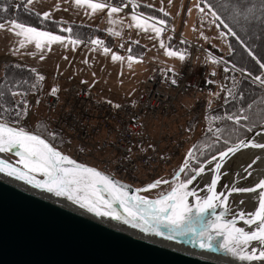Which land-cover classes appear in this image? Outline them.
<instances>
[{
  "label": "snow or ice",
  "instance_id": "6c2138e0",
  "mask_svg": "<svg viewBox=\"0 0 264 264\" xmlns=\"http://www.w3.org/2000/svg\"><path fill=\"white\" fill-rule=\"evenodd\" d=\"M36 2L38 0H24V11L28 12L31 10L35 15L40 16L38 12H34L31 9V6ZM73 3L76 8L84 9L86 15H93L107 10L111 24L117 23L116 19H111L112 17H119L120 14L124 13L125 9L131 6V12L129 14L131 24L129 27H134L136 30L143 32L149 39H159V46L161 49H164L166 56L178 57L181 61L186 59L183 51L173 50L165 42V39H160L162 34L169 30L170 25L168 21L165 18H158L157 16L138 11L141 7V0H119L117 4H113L112 0H73ZM168 3L171 5L172 0H168ZM161 4H163V0H161ZM143 6L152 8L154 5L145 3ZM194 7L198 9L199 13L203 14L202 19H206L210 15L212 19L209 23L215 24L217 28L223 26L227 32L222 33V35H231L241 44L244 43L240 40L237 33L233 31L229 23L225 22V18L213 7L209 0H196ZM59 8L60 4L57 3L55 10ZM191 10H188L189 13H191ZM4 11H7V9L5 8ZM158 11L164 17L170 15L163 6ZM224 11L229 13L227 19L231 20L234 24H239L240 19L249 22L258 20L264 23V0H260L259 6L255 4L249 6V4L243 3L242 0H231V7L225 8ZM42 20H52L51 13L44 12L42 14ZM0 30H7L17 38L18 47L13 50L14 54L20 53L21 49H25L29 45H34L35 50L41 53L39 56L40 60L45 58L43 52L45 50L51 51L53 45L59 44L62 47L72 45L73 49H75V47L82 43H90L92 45L91 51H96V46H101L105 56L111 53V60L113 62H124L127 59L129 68L133 66V61L136 60V57L132 55L125 58L124 56L111 52V49L104 46V41L99 38L82 41L79 38H73V36L66 37L54 34L52 31L30 26L17 19L0 22ZM61 31L72 33L73 29L67 27L62 28ZM108 31L115 36L121 35L120 32L114 31L112 28H109ZM166 39L170 41L172 37L168 36ZM205 39L207 38L205 37ZM135 43L138 44L139 41H135ZM181 43L187 42L182 40ZM129 51H131V48ZM247 51L249 56L256 60V63L262 70L259 75H253L246 68H237L234 64L231 69L225 68L224 70L225 72H240L242 80H249L252 84L264 88V63L253 54L251 49H247ZM29 54L35 55L36 53L30 52ZM84 63H87V60ZM30 71L36 74L37 81L44 80V77L36 69L33 68ZM172 71L174 70L171 68L168 69V72ZM231 79L233 80V87L225 89L227 92L224 100L225 104L230 103L229 98L240 101H243L244 98L243 92L237 94L234 91V89L239 87L241 80H237L235 77H231ZM206 82L213 83V81ZM82 83H86V81H82ZM171 83L176 84L177 80L172 78ZM35 87L36 85L33 84L32 88ZM57 92L58 88L54 87L51 89L52 95H56ZM4 95L5 93L0 91V97ZM10 95L12 97L20 96L21 99L13 100L8 107H5V104L8 103L7 101L0 103V153H11L15 150L14 154L18 159L15 163H12L0 158V172L25 181L35 188L54 193L57 197H66L69 201L79 205L81 208L87 209V211L94 213L96 216L123 221L146 233L153 232L156 235L164 236L165 232L161 231V227L166 228L168 229V239L174 238L172 233L179 232V234L184 235L186 232H196L195 227L191 223L185 227V222L192 220L190 214L193 212V209H195L196 217L199 218L208 209H215L218 206L222 207L224 210L219 212V214L213 212L215 219L207 221L203 225L204 230L196 233L197 239L192 242L196 243L198 240L200 247L210 248L211 243L206 244L205 238L210 242L214 233L215 236L223 238L220 247L240 262L264 261V178H260L258 183L253 187L246 188L235 187L234 181L231 188L225 186L227 195L224 192L219 194L216 192L221 175H226V173H221V169L230 155L249 147L264 149V143L256 142L255 137L252 139L240 138L231 145H229V138H225L224 144L229 145L226 147V150L219 151L217 155H213L204 163H200L198 168H192L190 165V160L195 159L193 151L190 150L183 165L172 178L171 182H175V186L171 187L166 194L161 195L159 198L149 199L139 193L156 189L162 184H170V180L157 179L141 189H136L130 194L123 184L104 172L95 167L78 163L76 160L59 151L49 140L27 131L24 127L16 126L19 118L27 116L29 106L27 100L24 98L25 93L22 91H10ZM215 95L218 96L219 94L217 93ZM115 106L120 107V105ZM251 107L252 105L249 104L248 108ZM246 112V108L240 107L235 112H226L224 116H211L210 120L227 119L234 121V124L239 126V128H234L233 131L238 132L240 128H246L247 132H252L255 125H244L242 123V121L249 120ZM209 131H212V129H209ZM215 132L220 133L221 129L216 128ZM255 135L259 136L261 132H257ZM215 142L219 141L217 140ZM214 161V167L206 169L205 165L212 164ZM251 167L252 165H249L248 168L244 169L247 175L240 176V179L246 180L252 176V172L249 171ZM206 171L214 173V175L212 176L210 184L205 186L209 195L202 199L197 195V189L193 184ZM181 174L185 176L184 180L180 179ZM40 177L43 178L41 179ZM190 186L193 187L190 189ZM232 193L255 194L254 198L258 206L253 212H246L244 210L233 211L228 205L229 195ZM189 197L195 198L194 204L189 203ZM117 203L123 209L124 215L114 207ZM240 203L242 204L243 201ZM226 212H233L232 217L226 219ZM238 222H243L247 228L238 226ZM254 242L258 247L252 246Z\"/></svg>",
  "mask_w": 264,
  "mask_h": 264
},
{
  "label": "water",
  "instance_id": "95a60500",
  "mask_svg": "<svg viewBox=\"0 0 264 264\" xmlns=\"http://www.w3.org/2000/svg\"><path fill=\"white\" fill-rule=\"evenodd\" d=\"M257 132L255 130L246 139H250ZM14 152L15 150L11 153L14 154ZM62 153L68 155L65 152ZM0 158L15 163L9 157L0 156ZM76 161L81 163L79 160ZM107 175L123 184L130 194L136 189H141L118 180L110 174ZM21 182L30 188L34 187L14 176L0 172V264H220L170 248L166 249L163 246L142 241L135 235L110 228L100 219L97 220L91 216L87 218L74 210L36 195ZM35 189L57 197L46 190ZM217 191L218 188H216ZM139 194L142 195L141 192ZM76 206L79 205L76 204ZM114 207L124 215L118 203ZM209 213L208 209L197 218L193 209L190 214L192 220L186 221L185 227L191 223L196 232H186L184 235L179 232L172 233L173 239L167 238L168 229L163 227L161 231L165 232L164 236L141 231L157 240L182 244L187 249L191 247L198 251L227 253L221 247L217 248L218 244L221 245L223 238L215 236L214 233L210 242L205 238L206 244L211 243L210 248L200 247L198 240L196 243L192 242L197 239L196 233L204 230L203 225L215 219L213 214L209 215Z\"/></svg>",
  "mask_w": 264,
  "mask_h": 264
},
{
  "label": "rangeland",
  "instance_id": "374dc122",
  "mask_svg": "<svg viewBox=\"0 0 264 264\" xmlns=\"http://www.w3.org/2000/svg\"><path fill=\"white\" fill-rule=\"evenodd\" d=\"M12 1H13L12 11L14 10V8H16L17 11H19V12L22 11V13H23L24 12V0H12ZM244 1H246V0H242L243 3H244ZM230 7H231V0H227L224 3V8H230ZM5 8L6 7H4V9ZM4 9L0 11V22L10 21V19H5V16L7 14H5L6 11H4ZM211 19H212V17L210 15L206 18V25H207V29L209 31L207 33H208L210 39L208 40V42L205 41L204 43L211 44V45L214 44L216 47H220V49L213 48V51L215 50V51L219 52L220 50H223V51L225 49L227 50L228 49V42L225 39H223V37L221 36V32L219 31L220 28H217V26L215 24L209 23V21ZM240 20L242 22L241 24L243 25V29L247 30L246 33L251 40L256 42L257 38L262 37V39H261L262 45L260 48H261L262 52H264V29L260 26V24H257L258 20H252V21H255L256 22L255 24H257V25L253 24L254 22H252V21L249 22V21H245L243 19H240ZM248 24H249V27L246 28L245 26H248ZM55 26H56L55 28L62 29L58 23ZM74 26H77V25H74ZM78 27H80V29H78L76 31L73 28L74 31H72V33H71V35H73L74 37H76V35H77L76 38L91 39L93 37H97L99 39H103L109 45L115 43L114 39H112L111 37H108L107 34L104 33L103 31H100V30L92 28V27L90 28V27H87L85 25H79ZM40 28L50 29L47 27L46 28L40 27ZM65 28H67V27H65ZM82 28H85V30H83ZM169 30H171V29L169 28ZM73 33L76 35H74ZM66 35H68V33H66ZM197 41H199L197 43L198 45L203 44L202 43L203 41L201 39H198ZM211 45H208L209 49H211ZM136 53H137V51L132 53V54H136ZM188 58L189 57L187 55L185 60H188ZM186 62H183L177 69L172 68V67H168V66L161 64V63H159L158 65H156L155 63H150V65H153V66L156 65V66L151 70V74L148 76L147 80H145L143 82V84H141V87L139 88L138 92L136 93L134 99L119 98L117 95L115 96L113 94H109V93L104 92V91H103V93H106V95L104 97H103V95L101 96L98 93H95V91L94 92L92 91L93 96L97 100L108 99L114 103H116V102L121 103V102H125V101L127 102V101H131V100L136 101L139 94L144 91V87L148 83L149 78H151L155 73H158L159 71H166L169 68L173 69L176 72H181L184 65L186 64ZM0 64L1 65L3 64L2 66L4 68L2 70L0 67V77L2 76V74H4L5 68L7 66H10V65L19 66L18 64H15L12 62H6L5 60L2 61V63H0ZM14 69H15V67H8V73L13 72ZM261 71L262 70L259 68L258 70H256L257 73H253V72L252 73L254 75H259L261 73ZM40 75H42V74H40ZM43 77H44L43 81H37L35 78V82L38 86L37 90L31 89L32 85H33L32 83H30L31 85L25 89L26 93L28 91H30V93L26 94V96H27L26 100L28 102L29 111H28L27 116H22L21 118H19L18 124L16 126L24 127L27 131H30L32 133L43 136L45 139H48L51 143L56 144L59 147V149L62 150V152L64 151L65 153H68L73 158L75 157V158H78L84 162L87 161L91 165L94 164L93 166H95V167H98V166L105 167L108 170H111L114 172L116 171L118 174L120 173L121 175H124L120 172L122 170L119 169V167L117 166V163L114 161V159L109 158V156L113 155L111 153L112 151L110 153L106 152L107 148H105V147H107V145H108V142H107L108 137H104L102 134L94 135L93 131H92V137L89 136L90 140L87 141V143L88 142L91 143V140H92V142L95 143V146H90L91 144L88 145L87 143L80 145V143L77 142L75 138H73L74 139V141H73L71 136L67 135L68 136L67 137L64 134H61L59 132V130L57 128H55V124L57 121L53 118V115H56L57 111L54 109H49L48 106H46V101H47L48 95L51 94V89H53L56 86L55 84H57V83H54L53 81H51L52 79L50 77H46V76H43ZM35 82L33 80V83H35ZM73 83L83 84L81 82L71 80L68 85L63 86V88L60 90V92H61L60 94L63 97H66L68 95L67 92H69V87H71V85ZM176 84H172L171 86L176 87L177 86ZM240 85L238 88L234 89V91H236L237 94L240 92V88H241ZM61 86L62 85H58L59 88ZM171 86L166 85L165 88L168 90H171L170 89ZM55 88H57V87H55ZM225 89H226V87H224L223 82L216 81L215 86H214V90H209V91L204 90V91H198V92L193 90V91L188 93V94H190V93H192V94H190L189 96H187L185 98L182 97L180 100H178L177 108H179L181 105H185V108L187 110L188 109H194V108L196 110L197 108H202L203 104H204V108H205L206 103H207V107H206L205 111L204 110L202 111L200 118L195 117V119L197 121H192V119H194L192 115H190L192 118L187 117L188 115H185L184 111L183 112L180 111L176 119L173 117L174 115H172V117H169L166 119L168 122L171 121L170 127L169 126H161L162 123L161 124L158 123V125L153 126V128H151V130L147 131L146 133H144V135L140 136L141 137L140 140L137 141L139 143V145H137L138 147H136L140 151L139 154L140 155L141 154L142 155H153L154 157L159 156L162 159L158 165L152 164V166H151L150 161H149L150 159L143 158L141 160V163L143 164V166L145 168H148V169L144 170V172L142 174H140V173L133 174L131 178L138 180V182L142 181V180H146V178H148L150 175H153L154 173L158 172V170H162L163 172L161 171L158 173H162V174H164V176L173 175V172L175 171V169L177 167L176 164L171 165L172 162H169L170 160H168V161L165 160L163 158V156L167 155L168 158L171 160L172 159L178 160L180 158L182 151H179V148H181V144H179V145L176 144L174 142V140H181V139L184 140L185 139L186 140L185 141L186 147L184 149L185 152H183V153L188 154L189 150H191V151H193L195 157L197 155V163L194 165V162H195L194 161L192 166H191L192 168H198L200 163L205 162L206 160L210 159L211 156L217 155L219 151L226 150L227 146L231 145L232 143L237 142V140L236 141L234 140V138H233L234 136L232 135V137L229 138L230 144L225 145L224 140H225V138H227V136L224 137L221 134V132L216 133L215 132L216 127L212 128L211 127L212 122L209 121L210 117L212 116L211 114H213V113L216 114V112H222V111L226 110L227 104L224 103V100H225V97L227 95V92ZM259 89H264V88L259 87ZM11 91H18V90L12 89ZM169 92H175V90H171ZM5 93H6L5 97H7L10 94V91L7 90V91H5ZM217 93L219 94L218 96L215 95ZM13 99L14 100H20L21 97L16 96V97H13L12 100ZM229 99L231 102L234 101V100H231V98H229ZM250 99H251V97L249 96V98L246 102H244V101L241 102V104L244 103V105H241V107H246L249 104ZM37 101H39V103H37ZM262 103L264 104V101H260L259 103H257L256 107H259ZM196 105H197V107H196ZM237 108H238V106H237ZM182 110H184V107L182 108ZM197 117H199V116H197ZM188 120H189V122H188ZM230 122H232V121H230ZM228 124H230V123H228ZM234 126H235V128L239 127L237 125H234ZM88 129L90 130L89 127H88ZM209 129H212V131H209ZM243 129L246 130V128H243ZM85 130H87V129L84 128L82 130V132H84ZM253 130L255 131V129H253ZM252 132H247V130H246V133L240 138H245V137L249 136ZM53 137H55V138L53 139ZM236 138L237 137H235V139ZM199 139H201L200 142H199ZM217 140L219 142H215ZM105 142H107V143H105ZM214 143H215V145H218V144L223 145L225 148L220 149L222 146L218 145L217 146L218 148H216L217 152L215 153V149L213 147H211V145H213ZM192 147H195V149H190ZM9 154H10L9 156H10L11 160L16 161L18 159V157H16L15 154H12V153H9ZM181 161H184V159L181 158L178 161V163L180 162V164H181ZM118 170H120V171H118ZM169 178H171V181H172L173 176H171ZM180 179L184 180L185 176L183 174H181ZM171 181H170V184H162V185L158 186L156 189L145 191V194L148 197H153V198L159 197V196L167 193V191H169L171 189V187L175 186V182H171Z\"/></svg>",
  "mask_w": 264,
  "mask_h": 264
},
{
  "label": "crops",
  "instance_id": "0c3cea01",
  "mask_svg": "<svg viewBox=\"0 0 264 264\" xmlns=\"http://www.w3.org/2000/svg\"><path fill=\"white\" fill-rule=\"evenodd\" d=\"M119 0H112L113 4H117ZM60 4V8L55 10L56 4ZM145 3H151L154 6L147 8L143 6ZM196 0H172L169 5L168 0H141L139 12L154 15L158 18H165L170 25V29L162 34L160 39H165V42L173 48V50L183 51L187 57V45L181 43L182 40H193L195 42L202 39V34L209 32L206 25V19H202L201 13L194 7ZM163 6L170 13L164 17L158 9ZM201 7H203L201 5ZM34 12H38L40 17L44 12H50L52 21L59 24L61 28L71 27L74 25H85L103 31L108 37L114 39V44H108L104 41V46L111 49V52L117 53L127 58L132 55L136 57L133 61V66L128 67L127 59L124 62H113L111 53L105 56L101 46H96V51H91L90 43L75 47L72 45L62 47L59 44L53 45L51 51L43 52L44 59L40 60V52H37L34 45H29L25 49H21L20 53L14 54V49L18 47L17 38L7 30H0V63L2 61L18 64L20 67L36 69L43 76L50 77L54 83L63 86L68 85L71 80L77 82L86 81L85 84L91 91H95L99 95L109 94L117 95L119 98L134 99L141 84L147 80L151 74V70L159 63L168 67L178 68L184 61L178 57H168L164 54V49L159 46V39H149L143 32L136 30L134 27H129L131 24L130 12L131 9H125L124 13L116 19L117 23L111 24L107 10L98 12L93 15H86L84 9H78L74 6L73 0H38L31 6ZM189 9L191 13H189ZM122 19V22H121ZM30 25V24H28ZM34 26V25H30ZM63 26V27H62ZM35 27H38L35 25ZM40 28V27H38ZM121 33L120 36L112 35L108 29ZM42 29V28H40ZM195 29V30H194ZM54 32V34L63 36H73L71 33L66 35V32L52 29H42ZM182 34L179 36L178 34ZM171 36L169 41L166 38ZM73 38H76L73 36ZM93 37L91 39H95ZM183 38V39H182ZM82 41H90L91 39H82ZM181 40V41H180ZM139 41V43H135ZM121 45H123L121 47ZM139 46V47H138ZM131 48V51L129 49ZM136 48V49H135ZM136 54H132L136 52ZM30 52H35V55H30ZM87 60V63L84 61ZM155 63L156 65H150ZM3 65V64H2ZM0 64L1 69L3 66ZM94 74V75H93ZM107 97V96H106Z\"/></svg>",
  "mask_w": 264,
  "mask_h": 264
},
{
  "label": "built area",
  "instance_id": "2783aa9c",
  "mask_svg": "<svg viewBox=\"0 0 264 264\" xmlns=\"http://www.w3.org/2000/svg\"><path fill=\"white\" fill-rule=\"evenodd\" d=\"M192 44L191 56L182 71L168 72L166 70L155 73L149 78L144 91L139 94L136 101L114 103L108 99L97 100L90 88L80 83H73L69 87L66 97L61 94H49L46 106L57 111V114L53 115V118L57 121V125L54 123L55 128L61 134L71 136L73 141V138H75L80 145L90 140L89 136L92 137V131L94 135L102 134L104 137H108V145L105 147L107 148L106 152L110 153L112 151L113 155L109 156V158L114 159L119 169L122 170L118 171L124 175L108 170L105 167H98L104 172L114 174L119 180L142 186V184H150L154 180L162 178L164 174L158 173L162 170H158L146 180L139 182L131 178L133 174H142L144 170L148 169L141 163L143 158L150 159L151 166L152 164L158 165L162 159L159 156L139 154L140 151L136 147L139 145L137 141L140 140V136L151 130L153 126L158 125V123H162L161 126L170 127L171 121L168 122L166 119L172 117V115L176 119L180 111H184L185 115H188L187 117L192 115L193 118H200L202 111H205L207 107V103L205 108L203 104L202 108L187 110L185 105L177 108V102L182 97L185 98L192 94L188 93L193 90L196 92L214 90V82L217 75L223 76L222 82L226 88L233 87L231 77L242 81L240 72H225V68L231 69L233 65L230 64L226 57L213 54L198 44ZM213 73L215 74L213 75ZM172 78L177 80L176 87L171 86ZM206 81H213V83H207ZM166 85H170V89L175 90V92H169L171 90L166 89ZM115 105H120V107ZM183 107L184 110H182ZM84 128L87 130L82 132ZM185 141V139L174 140L176 144H181L179 151L183 152L185 149ZM87 144L95 146L92 140L91 143L88 142Z\"/></svg>",
  "mask_w": 264,
  "mask_h": 264
},
{
  "label": "bare ground",
  "instance_id": "6f19581e",
  "mask_svg": "<svg viewBox=\"0 0 264 264\" xmlns=\"http://www.w3.org/2000/svg\"><path fill=\"white\" fill-rule=\"evenodd\" d=\"M262 45V43L260 44ZM223 55V54H222ZM225 56V55H223ZM230 64H233V61L228 57ZM237 65V64H236ZM223 80V76H221L220 74L216 76L215 78V82L216 81H221ZM192 121H197L195 118L192 119ZM189 122V121H188ZM254 125V123L252 122H248V125ZM255 130H257L258 132H261V135L256 136L255 134L250 138L252 139L253 137H255V141L258 143H264V121L261 122L260 125L255 124V127L253 128ZM254 132V130H253ZM246 133V130H244L243 128H240L238 132H235V137H237L238 139H240L241 136H243ZM248 137V136H247ZM245 137V138H247ZM235 140V139H234ZM236 141V140H235ZM54 147H56L58 150V146L55 144ZM183 152H185V150H183ZM181 153L180 158L177 159H169L167 155H164L163 158L165 160H170L169 162H172L171 165L176 164V169L173 172V175H169V176H164L162 178H159L161 180H170L171 181V176L174 177L175 173L180 169L181 165L180 162L178 163V161L183 158L185 161V158L187 157V153ZM10 154H5V153H0V156L4 157V158H8L11 160ZM257 157H259V159H257ZM77 160V159H76ZM81 163L86 164V162L78 159ZM14 162V160H11ZM184 161H181V163H183ZM253 161H255V163H253ZM215 164V161L212 164H206V169L207 168H213ZM249 165H252V167L249 169V171L252 172V176L249 177L248 179L244 180V179H240V176H245L247 175V173L244 172V169L248 168ZM221 173H226V175H221V179L218 181V191L217 193H221L224 192L226 195L228 194L225 186H228V188H231L234 184L235 181V187L238 188H246V187H253L256 183H258L260 178H264V149H257V148H246V149H241L240 151L236 152L235 154L230 155V157L227 159V161L224 163L222 169H221ZM106 174H110L113 177H116L114 174L110 173V172H106ZM214 175V173L211 172H207L205 174H202L201 177L197 178V181H194L193 186L197 189V195L200 196L202 199L206 198L209 193L207 192L206 189V185H209L212 179V176ZM123 181V180H122ZM155 181V180H154ZM153 181V182H154ZM125 182V181H124ZM22 183V182H21ZM22 185H24L28 190H30L31 192H34L36 195H39L40 197H44L45 199L49 200L52 203H56L58 205H62L65 208H69L71 210H74L75 212H78L81 215L88 217H93L97 220H101L103 221V223H105L106 225H108L110 228L113 227L114 229L120 231V232H124L126 234L129 235H135L137 238L141 239L142 241H147L150 242L154 245H160L163 246L164 248H170L172 250L175 251H180L183 252L187 255H194L196 257L199 258H203L209 261H214L220 264H264V261H253V262H240L237 258L233 257L229 252L227 253H219V252H209V251H205V250H201L198 251L195 248H191L189 247V249L185 248L184 245L182 244H173V243H169V242H164L161 240H157L154 239L153 237H151L149 234L146 233H142L141 229L139 228H135L132 225L130 226L129 224H125V223H121L117 220L108 218V217H98L96 215H94L93 213L86 211L85 209H82L79 206H76V204H73L71 201H69L67 198H57V197H53L50 194H47L45 191L40 192L37 191L34 187L30 188L28 185L22 183ZM148 184H142V186H136L134 184H132V186H134L135 188H143ZM190 186V189L193 187ZM145 192V191H144ZM166 194V193H165ZM255 194L252 193H232L231 195H229V199H228V205L230 206V208L235 211V210H244L246 212H253L255 210V208L258 206V203L256 201V199L254 198ZM149 199H154L153 197H146ZM189 203L190 204H194L195 203V198L194 197H189ZM243 201V203L241 204L240 202ZM224 209L222 207H217L215 209H209L210 214H213V212H216L217 214H219V212L223 211ZM233 212H226L225 213V218H231L232 217ZM238 222V226H239ZM240 226H245L243 223H240ZM247 227V226H246ZM252 246H256L258 247V245L255 244V242L253 243ZM217 248H220V244H218ZM226 251V250H225Z\"/></svg>",
  "mask_w": 264,
  "mask_h": 264
},
{
  "label": "trees",
  "instance_id": "16d2710c",
  "mask_svg": "<svg viewBox=\"0 0 264 264\" xmlns=\"http://www.w3.org/2000/svg\"><path fill=\"white\" fill-rule=\"evenodd\" d=\"M227 0H209L210 3H212L213 7L215 9H217V11L222 15L223 18H225V22L229 23V25L233 28V31H235L237 33V35L240 37V40H242L244 43L241 44L240 42H238L235 37H232L231 35H227L224 36L222 35V33H226L227 30L223 28V26L220 27V32H221V36L223 37V39H225L228 42V49L223 52V54L226 53L227 57H229L234 64H237L238 66H240L241 68H246L248 71L253 72V73H257L256 70H258L259 65L256 63V60H254L251 56H249L247 49H251L253 54L262 62L264 63V52H262L261 50V43H262V37L261 38H257L256 42H254L253 40H251L246 31L243 29V25L241 24V20H240V24H234L231 20L227 19L229 13L224 11V3ZM13 1L12 0H0V11L4 9V7L7 8V11L5 12V14H7L5 16V19H17L18 21H22L25 22L26 24H30V25H38V27H43V28H50L54 31H58L60 29L55 28L56 24L55 22H53L52 20H42V17L37 16L33 13V11H28V12H23L22 11H17L16 8L13 9V5H12ZM244 3L249 4V6L256 4L257 6H259L260 4V0H246L244 1ZM203 6V5H202ZM12 7V8H11ZM259 14V13H257ZM253 24H255V21ZM244 24V23H243ZM257 24H260V26L264 29V23H261L260 21H258ZM255 24V25H257ZM245 26V25H244ZM72 29L74 28V30H78L80 29V27L78 26H71ZM246 28L249 27L245 26ZM83 30H85V28H82ZM73 30V31H74ZM74 34V33H73ZM76 35V34H74ZM77 37V35H76ZM257 66V67H256ZM8 67H15L13 72L8 73ZM31 69L29 68H24V67H19L17 65H10L7 66L5 68L4 74H2V76L0 77V91H3L5 93V91H11L12 89L14 90H18V91H22L23 93H25L24 98L26 99L27 96L26 94L30 93V91H28L26 93V88L29 87L32 84H35L36 87L35 88H31L32 90H37L38 86L35 82V78H36V74L30 71ZM4 77V78H3ZM33 80L35 83H33ZM26 81V83H25ZM240 92L244 93V98L243 101L246 102L249 98V96L251 97V99L249 100V104L252 105L251 108H248V105L244 108L247 109L246 114L249 116V120L248 121H242V123L244 125H248V122L250 123H254L260 125L262 121H264V104L262 103L259 107H256V104L259 103L260 101H264V89H259V87L255 84H252L249 80H244L242 82V84L240 85ZM260 90V91H259ZM239 94V93H238ZM259 94V95H258ZM6 95V93H5ZM5 95L3 97H0V103H4L5 101H7L8 103L5 104V107L10 106L11 102L14 100H12V96L9 94L7 97H5ZM240 100H234L232 102H230L229 104H227L226 110L222 111V112H216L211 114L212 116H224V114L226 112H235L238 108L241 107V105H244V103L241 104ZM238 106V108H237ZM210 122H212V128H219L221 129V134L227 138L232 137V135L234 136L233 138L235 139V131H233V129L235 128V124L234 121L230 122L227 119H220V120H209ZM230 124H228V123ZM228 124V125H227ZM239 128V127H238ZM242 137V136H241ZM201 139H199L200 142ZM235 140H238V138H236ZM230 144V143H229ZM220 145V144H218ZM215 145V143L213 145H211V147H213L215 149V153L217 152L216 148H218ZM220 149L225 148L223 145ZM219 149V150H220Z\"/></svg>",
  "mask_w": 264,
  "mask_h": 264
}]
</instances>
